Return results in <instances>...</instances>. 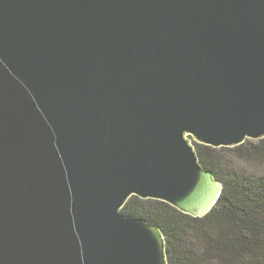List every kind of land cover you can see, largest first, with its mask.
Returning a JSON list of instances; mask_svg holds the SVG:
<instances>
[{"label":"water","instance_id":"obj_1","mask_svg":"<svg viewBox=\"0 0 264 264\" xmlns=\"http://www.w3.org/2000/svg\"><path fill=\"white\" fill-rule=\"evenodd\" d=\"M187 137L264 139V0H0V264H168L122 210H213Z\"/></svg>","mask_w":264,"mask_h":264},{"label":"trees","instance_id":"obj_2","mask_svg":"<svg viewBox=\"0 0 264 264\" xmlns=\"http://www.w3.org/2000/svg\"><path fill=\"white\" fill-rule=\"evenodd\" d=\"M193 145L200 164L223 182L208 215L195 218L138 197L123 214L160 228L168 264H264V139L235 148Z\"/></svg>","mask_w":264,"mask_h":264},{"label":"rangeland","instance_id":"obj_3","mask_svg":"<svg viewBox=\"0 0 264 264\" xmlns=\"http://www.w3.org/2000/svg\"><path fill=\"white\" fill-rule=\"evenodd\" d=\"M187 138L193 144L194 139L192 137H187ZM248 141H250V142H253V141L256 142L258 140H248Z\"/></svg>","mask_w":264,"mask_h":264}]
</instances>
